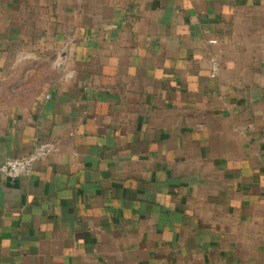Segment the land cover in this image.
I'll return each mask as SVG.
<instances>
[{
    "label": "crops",
    "instance_id": "crops-1",
    "mask_svg": "<svg viewBox=\"0 0 264 264\" xmlns=\"http://www.w3.org/2000/svg\"><path fill=\"white\" fill-rule=\"evenodd\" d=\"M44 141L0 264H264V0H0V166Z\"/></svg>",
    "mask_w": 264,
    "mask_h": 264
},
{
    "label": "built area",
    "instance_id": "built-area-1",
    "mask_svg": "<svg viewBox=\"0 0 264 264\" xmlns=\"http://www.w3.org/2000/svg\"><path fill=\"white\" fill-rule=\"evenodd\" d=\"M216 43V41H211ZM220 67L216 59L211 62V77L216 78L219 75ZM55 150L53 143L44 141L39 142L34 150L27 156L22 158L7 159L0 166V173L11 180L32 175L35 163L45 159Z\"/></svg>",
    "mask_w": 264,
    "mask_h": 264
}]
</instances>
